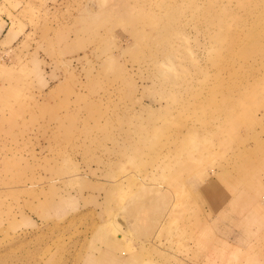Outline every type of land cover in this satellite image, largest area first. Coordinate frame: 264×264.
Segmentation results:
<instances>
[{
    "label": "rangeland",
    "instance_id": "374dc122",
    "mask_svg": "<svg viewBox=\"0 0 264 264\" xmlns=\"http://www.w3.org/2000/svg\"><path fill=\"white\" fill-rule=\"evenodd\" d=\"M214 3L0 0V264H264V58Z\"/></svg>",
    "mask_w": 264,
    "mask_h": 264
},
{
    "label": "bare ground",
    "instance_id": "6f19581e",
    "mask_svg": "<svg viewBox=\"0 0 264 264\" xmlns=\"http://www.w3.org/2000/svg\"><path fill=\"white\" fill-rule=\"evenodd\" d=\"M226 1H231V0H226ZM222 2H224V0H215V3L212 4L213 6L209 9V11L208 10L204 11V14H208V13H209V15L212 14L209 17L210 23L206 24L205 27L200 24L199 27H202V29L205 28L206 31L216 29L215 32H212V33L207 32L208 38H210V40H211L212 36L218 37L219 39L217 40L216 44L218 46H221V45L224 46L228 50L229 54L236 59V61H243V59L241 58V56H239V54L243 51L247 42H251L252 45H254L259 50H261L262 57L264 58V7L262 6V5H264V0H246L245 2L243 1L244 2L243 3V9L240 8L239 6H237V8L235 7L234 9H228L225 6L221 7ZM215 5H217V6H215ZM215 12H217L225 20H231V19H233L234 14L242 13V18H241L242 24H240V25L235 24L233 27L228 25V24L227 25L223 24L219 19H217L218 17L215 16ZM201 13H199V15ZM166 39H167V37L165 38V40ZM227 40H230V41H227ZM244 52L245 51H243L241 53V55L244 54ZM250 60H251V58H249L248 61H246V62H249ZM255 62H256V59H253V64ZM242 67H244V66H242ZM231 75L238 80H240V79L237 76L243 77V79H241V80H244V81H249L250 79H252L256 82H259V85H261L264 89V67L258 68L256 74H254L250 69H248L247 71H244L240 67H234L231 69ZM244 77H245V79H244ZM238 84L239 83H237V82H232L231 86H229V89L231 88V90H229L228 92L240 91L242 94L247 93L250 95L253 93V92L249 93V91H248L249 87L247 84L242 83V84H244L243 86H239ZM227 87L228 86L223 85L220 82H217L214 85L212 84L211 92H213V93H217V92L224 93L225 89H228ZM263 91H260V92H263ZM236 95H238V94H236ZM221 144H223V143H221ZM236 169H238V168H236ZM148 192H149V190H148ZM146 193H147V191H146ZM148 194H147V196L144 195L143 198H148ZM131 195H133V193ZM152 195L153 194H150V196H152ZM156 195H159V194L157 193ZM150 196H149V198H150ZM131 197L132 196L129 195L130 200L132 199ZM155 198H156V196H155ZM141 199L142 198L140 196V198L138 200H141ZM134 201H136V200H134ZM250 202H248V203H250ZM253 202H254V205L256 207L257 206L255 204L256 200L254 199ZM149 203H147V204H149ZM117 259H118L117 261L120 264H134L132 261L131 262L127 261L126 258H120L118 256Z\"/></svg>",
    "mask_w": 264,
    "mask_h": 264
}]
</instances>
